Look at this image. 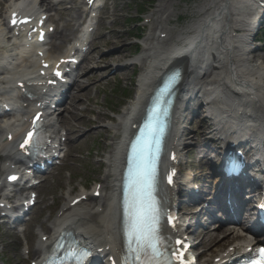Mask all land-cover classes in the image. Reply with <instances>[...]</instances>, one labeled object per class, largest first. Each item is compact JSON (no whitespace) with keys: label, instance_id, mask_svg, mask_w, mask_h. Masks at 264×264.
I'll use <instances>...</instances> for the list:
<instances>
[{"label":"bare ground","instance_id":"1","mask_svg":"<svg viewBox=\"0 0 264 264\" xmlns=\"http://www.w3.org/2000/svg\"><path fill=\"white\" fill-rule=\"evenodd\" d=\"M36 1L32 0L28 5H35ZM203 1L202 4L199 3V5L191 10L187 9L185 12L200 14V16L184 28L175 30L173 27L168 26L172 21L179 20L178 13L173 9H171L172 12L170 10L174 0H160L158 12L161 11L160 7H162V17L159 20L154 17L157 11L151 16L153 17L151 20V33L147 36L146 41H155L158 37H162V34L169 35L171 38L165 46L166 49L159 48L157 45L153 46L154 48L150 53L151 59L146 65L147 68L139 77L138 89H140V96L146 97L148 95L151 89L152 78L171 64L166 57L172 53L184 52L186 57L178 61V64L182 65L185 70V79L179 89L181 102L177 105L178 109L174 119L175 127L169 147H171L172 140L179 137L180 130L177 128V125L184 120L183 112L191 109L190 107L198 103L211 116L216 117L222 122L225 126V132L230 135L229 137L240 135L250 142L257 143L259 148L264 151V55L260 54V47L255 43L256 29L249 25V19L246 17L249 13L248 10L252 0ZM42 3H45L47 9H51L54 1L42 0ZM3 26L4 23H0V30H2ZM63 37L65 39L67 37L66 34H63V32L59 33V38ZM230 39H232V44L229 41ZM119 44H121V41ZM115 47H117V44L111 46V48ZM112 51V54H119L117 61L122 63L123 57H125V49L117 48ZM11 54L12 50H7L2 54L0 68L5 69L6 66L10 65V61L12 60L10 58ZM87 59L93 61L95 56H87ZM120 63H117L116 66L122 67L123 65L118 66ZM119 72L128 77L130 68H121ZM76 76L77 74L74 73L71 78H75ZM91 79L94 80V76ZM79 80H75V87H78ZM35 84V82H32L31 87H28L27 90L32 95H34L35 91L39 90L35 88ZM91 87L92 85L89 84L86 93H89ZM7 88H10V84L7 87H2L0 83V90L7 96H10L4 91ZM36 96L38 99L37 103L42 105L49 98L47 93H43L42 91L36 93ZM78 96L76 93L73 94V98L75 99H78ZM70 99H72V94L70 95ZM218 104L224 106V111L218 109ZM130 108L129 117L140 116L141 111L136 103L134 104L133 102ZM65 110L66 107H64L63 111L65 112ZM45 113L48 114L46 118L48 120L50 116L49 112L46 110ZM58 114V117L60 118L61 116L62 120L65 121L67 119L66 116L62 115V111L59 110ZM100 115L102 118L106 117L101 113ZM53 117L52 115L50 122L53 121ZM71 117H76V107L72 108ZM124 119L115 128H112V131L115 133L113 140L117 139L116 136L119 133L120 136L112 153V159L108 162V172L104 176L105 186L103 192L108 191L109 193H106V197L99 200L97 207V209L104 208L102 210L103 213L91 217V219L98 222L97 227L90 229L84 225L83 218H81V210L75 211V209L69 211V206L73 199L68 202L69 195L71 194V191H68L65 195V200L67 199L66 203L62 208L63 214L68 215H62L55 219L53 228H51V233L55 234L66 231L73 234V236L89 247L97 244L94 232H99L101 236L99 240H102V243L96 245V248L105 249L104 253L107 254L111 252L112 254H117L121 247L118 240L117 210L114 206L117 194L114 183L116 182L120 158L123 153L121 134L126 131ZM65 122L67 123V121ZM249 123L256 125V127L250 130L248 128ZM3 130L4 126L0 125V132ZM181 145L184 146V143ZM182 156L181 154V159ZM70 213L72 214L69 215ZM46 224V222H43L40 225L41 228L43 229ZM213 227L215 228L212 230L207 231L205 228L197 233V238H199L197 240L198 245L203 246L205 249H210L211 247L223 246L231 240L243 238L242 235L236 236L231 229L226 228V230L223 227H219V223ZM192 235L196 234L192 233ZM44 236L47 235L43 234L40 236L42 243L39 240L38 244L37 242L33 244L36 248L35 253L40 252L39 247H41L42 251L46 250L44 247L46 243L43 241ZM49 237L48 239L50 240Z\"/></svg>","mask_w":264,"mask_h":264},{"label":"rangeland","instance_id":"2","mask_svg":"<svg viewBox=\"0 0 264 264\" xmlns=\"http://www.w3.org/2000/svg\"><path fill=\"white\" fill-rule=\"evenodd\" d=\"M202 2L203 0H176L177 5L174 4L173 8L177 13H180L179 15H181L182 19L183 17L190 18V16L188 15L191 14L185 13L187 9L191 10L195 6L199 5V3L202 4ZM158 4L159 2H157L156 0H110V2L107 3L105 9L102 11L103 19L101 22V34L109 36V29H113L115 32L114 38H117L120 35V37L122 38L121 45L125 48H128L126 52L128 51L127 56L129 57V51L135 52V49L137 47L133 45V43H135L136 41L132 38V36H135L139 33V30L134 29L133 24L138 20V11L140 10V7H147L149 10L152 6L155 7ZM146 16H149V14L147 13ZM58 19L59 21H61L62 23L64 22L65 24L68 18L66 15L60 12ZM186 22L187 21L182 23L185 24ZM257 35L258 36L256 44L261 47L260 54H263L264 24L260 27L259 33ZM53 38V44L55 45L58 42L57 34L54 35ZM113 42L118 41H115V39H110V43H112V45ZM117 57L118 55H114L113 57H111V61L114 63L115 61H117ZM106 65L107 64H103L104 67ZM107 73L108 74L106 75H108V78H113L115 76L112 71H108ZM132 76V72H129L128 77H126V75L124 74L122 75L121 73V75L117 78L118 84L116 86L115 82L112 81L109 84L108 81L105 80L101 84H99L98 89L95 88L92 91L91 98L97 100L96 102H92L91 106H89V110L93 111V116L90 115V118L86 120V123L83 122V124L79 121H71V124H74L73 131L77 129L81 131L82 135H77L69 142L70 155L66 161L63 170H54L52 177H49V175H47V182L38 188L42 197L47 196L50 200L51 195L54 194L59 199H57V205L60 206L61 203L65 202L64 198L62 199L61 197L63 196V194H66V192L70 189L74 190L73 194H77L79 193L81 185H85L87 186V188H90L91 186L93 187L94 181L101 182L100 180L102 178V170L104 166L99 163L100 159L98 158L102 157L103 152H108V150H111L112 148H108V141H104V139L102 138L103 136L96 132L98 131L96 130V128H99L100 123H102V121L99 120L100 118L97 117L100 113L111 117L112 113L110 112V110L113 109L115 112L118 113L120 110L119 107L121 105H130V100H133V93L136 89V87L134 88V85L132 84ZM123 90L126 91L124 95H122ZM106 103L109 105V108H107ZM84 106H88V104L84 103ZM95 119L98 120L99 124L97 122H94ZM188 120L189 125L187 124V126L192 128V118H189ZM198 120L199 121H195L197 122V124L194 126L195 129H197L198 125H201L200 122L202 120ZM79 142H81V144L78 145ZM91 150L93 151L92 157H87L86 152ZM84 156L85 158L82 159ZM200 158L201 155L197 154L194 155L190 160L192 162V165L196 166L197 170H200L199 165H206V161L201 160ZM203 171L206 176L205 181H209L211 175H213V171L210 172L207 165ZM44 177H46V175L43 176V178ZM211 178L214 179L213 177ZM58 187L62 188L61 193L57 189ZM44 204L45 198L43 203H40V205H38V207H36L32 211V214L30 215V220L33 221L31 223V226L29 227V233L32 232L34 234L33 230L35 229V227L38 228V225H40V223L45 219H47V224H50L49 212L47 209H44ZM54 211H56V209L52 211V215H54ZM198 220H200L199 226L201 227L212 223L211 221L203 223L202 217ZM220 226L222 227V225ZM210 227H212V225ZM44 229H48V227L45 226ZM224 229H226V226L224 227ZM16 239L18 238L15 237L11 231H7L5 227L0 226V264H24L27 262V260L25 261L22 255L20 254V247L16 245Z\"/></svg>","mask_w":264,"mask_h":264},{"label":"snow or ice","instance_id":"3","mask_svg":"<svg viewBox=\"0 0 264 264\" xmlns=\"http://www.w3.org/2000/svg\"><path fill=\"white\" fill-rule=\"evenodd\" d=\"M15 23L16 21L14 19L13 24ZM33 138L34 134L30 132L25 140V144H30ZM152 179L153 174L148 166L145 165L139 176L138 182L142 185H147L150 189ZM156 224L157 209L155 207V202L149 200V202L145 203L141 200L136 207V221L132 230V237L136 243V247L132 249V251L136 254L138 264H159V257L162 253L159 248L161 241L159 239ZM85 255H87V253H85ZM149 255L150 260L142 259V257ZM258 256L260 257V264H264V249L260 250ZM251 264H257V261L253 260Z\"/></svg>","mask_w":264,"mask_h":264}]
</instances>
